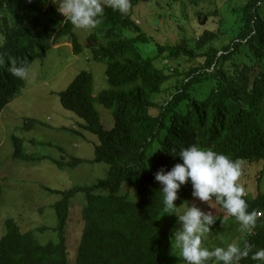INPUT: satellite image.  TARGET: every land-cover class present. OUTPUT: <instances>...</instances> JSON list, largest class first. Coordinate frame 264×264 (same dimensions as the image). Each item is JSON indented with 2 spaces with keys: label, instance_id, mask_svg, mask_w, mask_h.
Wrapping results in <instances>:
<instances>
[{
  "label": "trees",
  "instance_id": "obj_1",
  "mask_svg": "<svg viewBox=\"0 0 264 264\" xmlns=\"http://www.w3.org/2000/svg\"><path fill=\"white\" fill-rule=\"evenodd\" d=\"M47 1L51 0H0L4 41L0 54L6 59L0 67V114L25 86L24 79L11 75L9 58L29 68L65 37H70L74 54L82 51L73 34L75 27L64 23L53 4L44 7ZM138 1L143 0H130L127 14L105 7L101 23L85 40L93 61L106 66L107 89L94 99L92 75L81 71L58 94L62 108L81 118L82 127L97 137L93 162L109 166L106 177L90 187L47 189L60 197L51 206L56 224L35 231L51 230L56 241L41 244L36 233L23 232L13 219L5 220L0 264H69L64 233L70 200L78 194L84 196L85 205L74 264H165L160 250L170 243L178 218L161 215L162 194L155 173L182 163L175 154L190 145L241 162H264V0H245L231 11L237 31L227 42L222 43L217 32L204 30L193 47L185 41L155 44L154 54L145 58L137 45L151 42L131 19ZM189 1L197 6L201 0ZM185 57L201 62L182 75L180 60ZM174 78L179 81L173 90L158 99ZM95 103L110 113L111 129L102 126ZM14 146V155L21 157L20 141ZM81 162L63 155L53 164L63 170ZM124 183L128 191L135 189L137 201L130 200L128 193L120 194ZM191 193L190 183L181 186L174 201L177 213L184 203L196 199ZM244 199L248 211L259 214L256 227L241 245L247 241L254 252L264 248V192ZM209 203L228 215L214 198ZM250 256L239 264H261Z\"/></svg>",
  "mask_w": 264,
  "mask_h": 264
},
{
  "label": "rangeland",
  "instance_id": "obj_2",
  "mask_svg": "<svg viewBox=\"0 0 264 264\" xmlns=\"http://www.w3.org/2000/svg\"><path fill=\"white\" fill-rule=\"evenodd\" d=\"M138 2L132 8L131 19L151 42L137 45L145 58L147 54H154L155 44L164 46L185 41L193 47V42L204 30L217 32L222 43L227 42L237 31L238 22L231 11L243 6L245 0H201L197 6L189 0ZM50 4L51 1H47L44 7ZM91 30L74 28L73 34L82 46L79 54L73 53L71 39L65 37L44 57L36 58L28 68L24 88L0 114V238L5 234L4 221L7 219H13L23 232L36 233L41 226L54 227L56 218L51 206L60 197L47 189L66 191L74 187H90L108 173L107 164L93 162L97 137L82 127L84 121L81 118L62 108L58 96L81 71L92 75L94 99L107 89L105 64L93 61L91 52L84 45ZM180 62L179 70L184 75L201 60L197 63L185 57ZM177 81L174 78L167 82L158 99L166 98ZM95 108L104 129H111L113 119L110 113L96 103ZM30 121L35 122L33 126L28 123ZM16 140L21 144V157L14 155ZM63 155L82 162L74 168L58 169L53 161L60 160ZM241 167L238 182L245 187L246 193L255 196L264 192V162H241ZM132 191H128V184L124 183L120 194L128 193L130 200L137 201L135 189ZM193 203L202 211H211L218 217L210 226V233L202 238L203 247H226L230 243L241 247L249 234L241 230L236 219L209 202L197 199L187 202L189 206ZM185 204L179 208L178 214L186 210ZM84 205L82 194L70 200L71 215L64 233L69 264L75 263L83 229L81 211ZM179 226L177 223L172 234ZM36 238L41 244L56 241L51 230L36 233ZM160 258L165 264H185L179 250L172 244V238L160 250Z\"/></svg>",
  "mask_w": 264,
  "mask_h": 264
},
{
  "label": "clouds",
  "instance_id": "obj_3",
  "mask_svg": "<svg viewBox=\"0 0 264 264\" xmlns=\"http://www.w3.org/2000/svg\"><path fill=\"white\" fill-rule=\"evenodd\" d=\"M57 11L64 17V23H70L77 29H94L101 23L104 8L109 7L121 14H127L131 8L130 0H51ZM0 37V47L3 46ZM9 71L19 79H27L28 67L15 59L9 58ZM6 65V59L0 54V67ZM182 163H176L170 170L159 169L155 181L160 184L162 194V214H175L180 226L172 234V244L179 250V256L185 264H239L240 260L250 258L264 264V248L253 252L254 245L244 242L243 247L228 244L226 247L209 249L202 246V238L210 233V226L216 220L211 211H202L195 203L189 206L186 202L185 211L177 213L174 201L178 199L181 186L190 183L192 197L200 202H209L213 198L228 215L234 217L241 230L251 235L256 227L258 213L248 211L244 197L245 187L239 183L242 175L241 161L233 160L223 153L211 148L190 145L182 148L177 154ZM210 205V204H209ZM212 208V206L210 205Z\"/></svg>",
  "mask_w": 264,
  "mask_h": 264
}]
</instances>
